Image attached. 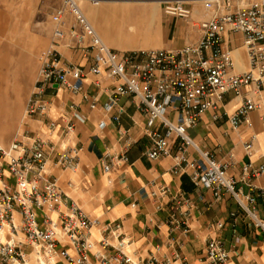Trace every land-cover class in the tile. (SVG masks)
<instances>
[{
  "label": "built area",
  "instance_id": "2783aa9c",
  "mask_svg": "<svg viewBox=\"0 0 264 264\" xmlns=\"http://www.w3.org/2000/svg\"><path fill=\"white\" fill-rule=\"evenodd\" d=\"M58 1L60 5L51 15L54 31L50 46L39 57L27 118L46 113L44 97L54 85L82 95L92 110L98 108V96L85 91V81L89 75L108 76L115 86L103 109L117 110L113 121L119 124L124 113L121 99L131 98L147 117L145 134L150 147L146 157L151 161L172 158L175 175H187L196 187L211 191L217 200L223 193L230 194L254 226L264 232V221L255 210L257 197L238 187L245 184L253 191V179L264 175V163L255 169L245 165L238 179L212 153L200 150L190 135L207 113L213 112L214 121L221 118L218 111L227 94L242 98L240 107L228 115L234 130L243 123L250 125L249 114L263 107L255 98L264 96V0H148L161 6L169 17L185 21L198 18L201 37L180 49L128 52L107 45L83 11L81 0ZM88 1L94 6L101 2ZM237 36H242L248 60V70L242 73L235 71L233 46ZM61 48L87 63L67 60ZM67 129L71 131L73 126ZM254 140L245 147L249 157ZM47 148L40 139L0 143V264H146L128 250L130 240L123 237L122 224L100 226L78 203L65 202L67 195L49 173ZM190 149L198 158L190 157ZM79 153L78 149L64 150L55 165L75 170ZM121 160L129 161L126 155ZM141 193L149 196L145 190ZM170 193L168 186L159 185L151 197L163 200ZM174 223L181 226L180 221ZM223 227L216 224L218 230ZM94 229L99 240L92 237ZM229 259L223 243L211 238L204 263L228 264ZM164 264H171L170 259Z\"/></svg>",
  "mask_w": 264,
  "mask_h": 264
},
{
  "label": "crops",
  "instance_id": "0c3cea01",
  "mask_svg": "<svg viewBox=\"0 0 264 264\" xmlns=\"http://www.w3.org/2000/svg\"><path fill=\"white\" fill-rule=\"evenodd\" d=\"M135 1L101 0L94 6L84 0L81 6L107 45L117 51L180 49L200 39L198 18L185 21L169 17L156 3ZM59 5L58 0H0V16L7 6L15 25L24 21L32 26L31 41H35L37 18L43 15L41 7L53 6L54 11ZM148 6H151L149 12L145 10ZM131 19L146 20L156 28L149 36V46L124 48L120 44L117 25ZM53 31L51 20V37ZM47 43L44 37L35 47H46ZM61 52L71 62L87 63L71 50L61 48ZM233 55L235 71L248 70L242 36H237ZM114 86V80L108 76L86 78L85 91L99 99V107L92 110L90 101L82 95L54 85L44 97L48 104L46 113L26 120L27 131L22 140L40 139L48 144V170L67 195L65 202L78 203L100 226L122 224L123 237L130 240L128 250L146 264H164L166 258L171 264H205L206 247L211 238L220 240L229 252L228 264H264V232L254 226L230 194L223 193L217 200L211 191L196 187L187 175H175L172 158L151 161L146 157L150 147V139L145 134L147 117L135 108L130 97L121 99L124 113L120 123L113 121L117 110L106 112L103 106ZM255 99L261 100L263 107L249 114L250 125L243 123L237 130L230 125L228 115L242 104V98L230 93L224 97L218 121L209 112L190 131L200 150L212 153L238 179L245 165L251 164L255 169L264 163V96ZM69 125L73 126L71 131L67 129ZM253 137V153L249 157L245 147ZM69 149L80 150L75 170L55 165L58 155ZM189 154L191 158L199 156L194 149ZM123 155L128 162L121 160ZM105 167L109 168L108 172ZM159 185H166L171 191L163 200L151 197ZM238 187L243 193L257 197L255 210L264 221V175L253 179V191L245 184ZM142 190L149 196L143 195ZM174 221H180L181 226L176 227ZM217 223L224 227L218 230ZM92 237L100 239L96 229L92 230ZM176 253L179 258L175 257Z\"/></svg>",
  "mask_w": 264,
  "mask_h": 264
},
{
  "label": "rangeland",
  "instance_id": "374dc122",
  "mask_svg": "<svg viewBox=\"0 0 264 264\" xmlns=\"http://www.w3.org/2000/svg\"><path fill=\"white\" fill-rule=\"evenodd\" d=\"M156 6L159 8V5ZM53 8L41 7L43 15L37 18L38 36L35 41H31V25L25 24L24 21L15 25L13 16H9L7 6L4 11L1 10L4 12L0 16V143L3 145L22 139L27 131L26 108L35 92L40 69L39 57L51 43L49 17L53 13ZM145 10L149 12L151 6L145 7ZM117 28L120 31L119 42L124 48L149 46L151 44L149 36L156 32V28L146 20L140 22L131 19L127 23L123 21ZM44 37L48 41L46 47L36 48Z\"/></svg>",
  "mask_w": 264,
  "mask_h": 264
},
{
  "label": "bare ground",
  "instance_id": "6f19581e",
  "mask_svg": "<svg viewBox=\"0 0 264 264\" xmlns=\"http://www.w3.org/2000/svg\"><path fill=\"white\" fill-rule=\"evenodd\" d=\"M84 1V0H81V2Z\"/></svg>",
  "mask_w": 264,
  "mask_h": 264
}]
</instances>
